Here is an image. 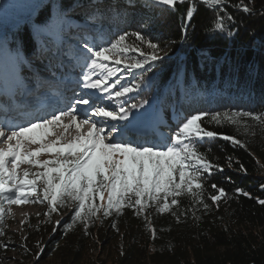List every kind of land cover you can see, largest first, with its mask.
Returning a JSON list of instances; mask_svg holds the SVG:
<instances>
[{"label":"trees","instance_id":"obj_1","mask_svg":"<svg viewBox=\"0 0 264 264\" xmlns=\"http://www.w3.org/2000/svg\"><path fill=\"white\" fill-rule=\"evenodd\" d=\"M75 1L0 0V9L24 19L15 25L0 23V77L1 65L6 60L5 44L34 71L61 73L60 65L42 51L33 23H42L49 31L57 33L64 22L63 15ZM93 1L85 0V5L75 15L79 21L94 22L90 18L94 9L89 7ZM105 1L102 7L95 9L100 14L95 27L99 45L107 46V42L128 33L127 44L135 46L139 41L131 34L140 32L161 49L159 55L164 58L153 63L151 71L137 69L127 81L120 80V84L140 85L122 100L129 99L130 104L138 105L147 100L143 110L152 109L157 121H163L159 129L165 135L170 137L183 118L200 112L264 113V0H244L251 12L234 7L240 0H228L218 9L204 5L202 0H184L175 8L155 0H128L131 7L114 8L113 0ZM189 8L193 9L191 18L187 16ZM226 16L232 19L226 20L225 30L219 32L215 21ZM142 47L147 53L151 52L146 44ZM127 55L143 59L138 52ZM110 66L116 68L117 73L109 83L128 74L124 71L119 74L116 66ZM83 71L79 70L78 75L82 77ZM25 73L28 80L37 76L31 69H26ZM119 88L117 85V90ZM126 104L123 105L126 107ZM245 121L249 126L247 131L243 125L209 122V117L202 122L207 130L234 136L245 145L241 147L217 137L211 141L206 138L199 146L200 152L224 169L222 173L214 171L205 177L207 210L182 197L180 207L174 206L176 215L158 213L153 208L137 216L134 209L124 208L107 217L101 212L87 221L73 222L71 217L77 202L68 200L65 206L57 205V211L46 215L50 205L44 201L41 220L35 227H29L25 244H30L34 229L41 226L43 220L51 229L53 220L59 214H66L56 235L43 247L41 256L45 261H54V264H264V205L258 203L264 199V128L249 118ZM53 158L55 155L43 160ZM40 171L43 169L33 166V173ZM33 173L30 179L34 178ZM212 184L226 192V198L218 204L208 199L216 194ZM43 188V182L38 180L37 193L41 199ZM238 188L249 196L238 193ZM107 196L105 191L104 204ZM95 202L101 203L99 198ZM0 203L2 207L8 204L7 201ZM0 228L3 229L0 264H9L20 240L9 230L5 220ZM152 229H155V238ZM96 247L100 248L97 254L94 253ZM38 250L34 247L36 254Z\"/></svg>","mask_w":264,"mask_h":264},{"label":"snow or ice","instance_id":"obj_2","mask_svg":"<svg viewBox=\"0 0 264 264\" xmlns=\"http://www.w3.org/2000/svg\"><path fill=\"white\" fill-rule=\"evenodd\" d=\"M155 2L175 8L184 0ZM227 2L228 0H202L204 5L213 9H218ZM234 7L244 12L252 11L244 0H240ZM192 15L193 9L189 8L187 16L191 18ZM231 19V16L218 18L215 21V29L223 32L226 20ZM131 35L139 41L138 45L127 44L128 33L107 42V46L85 44V62L81 65L85 69L82 75L84 89L105 93L109 100H122L129 93L139 89V84L131 87L121 85L120 80L123 77L109 83L117 73V69L110 65L123 63L126 69H143L147 72L151 71L153 63L163 60L164 57L159 55V45L148 40L140 32ZM145 44L151 50L150 53L143 49L142 45ZM129 52H138L143 59L129 57ZM77 83L79 84V81ZM117 85H120L118 90ZM102 99L100 96L93 99L92 96L85 98L82 95L74 101L69 99L64 108L43 115L35 114L25 125L0 127V143L7 144L6 148H0V201H7L10 205L48 201L50 211L46 215H50L58 210L57 205L63 207L71 200L77 202V208L71 217L73 222L87 221L101 212L107 217L114 211L120 213L124 208L134 209L137 216L153 208L158 213L176 215L174 206L176 209L180 207L182 197L189 198L193 204L203 205L207 210L209 204L205 202V177L212 175L214 171L222 173L224 169L218 163L210 161L206 153L200 152L199 146L206 138L211 141L217 137L241 147L245 145L234 136L207 130L202 126L204 118L209 117V122L216 124L227 123L237 127L243 125L246 131L249 126L245 118H249L264 128V113L200 112L183 118L170 137L159 133L154 141L138 143L133 139V135L141 134L137 122L142 117L133 113V110L142 108L148 101L145 100L139 105L133 103L125 108L123 104L126 100H122L117 110H111L103 105ZM81 105L85 106L82 110L79 107ZM67 117H70V122L62 123L63 118ZM144 117L151 119L147 114H144ZM109 121L127 123L118 128ZM88 124L91 126L86 135H78L67 144L57 147L59 138L51 143H44L55 126L63 127L65 132L70 127H75L80 132L82 126ZM160 124H163V121H157L156 128L152 129L153 133H156ZM25 142L39 144L40 147L28 150L25 148ZM44 152L55 154V158L43 161L37 159ZM23 163L43 171L33 173V179H29L30 173L27 171L21 177L17 170ZM38 180L44 184L42 199L37 193ZM211 187L215 189L216 194L210 195L208 199L214 204L226 198L223 188L216 184ZM25 189L29 191L26 192ZM105 191L108 193L106 204L103 203ZM236 191L249 196L248 192L239 188ZM29 197L36 199L30 200ZM97 198L101 203L95 202ZM258 203L264 205V199L258 200ZM4 216L5 209L0 206V225L3 224ZM145 219L148 220V217L145 216ZM61 223L57 221L56 227ZM2 234L3 229L0 228V235ZM155 234V229H152L153 238Z\"/></svg>","mask_w":264,"mask_h":264},{"label":"rangeland","instance_id":"obj_3","mask_svg":"<svg viewBox=\"0 0 264 264\" xmlns=\"http://www.w3.org/2000/svg\"><path fill=\"white\" fill-rule=\"evenodd\" d=\"M107 1L105 0H94L93 3L89 7H93L90 13V18L93 23H89L87 21H79L75 15L79 13V11L85 5V0H76L75 4L69 8L68 12L63 15L64 22L60 25L59 30L57 33H53L49 31L48 28L43 25L42 23H33V30L38 35L40 40V47L43 48V52H46L50 55L61 68V73L56 76H63L64 78L61 80H57L52 76H39L35 77L34 80H28L26 77V69H32V67L28 64V62L22 59L15 50H13L8 44H5V55L6 60L1 65V74L2 80L4 81L3 84H0V92H7L8 96L12 91L20 90L21 93H24V88L30 93L33 94V97L36 98H43L44 100H48L51 96L55 95L53 92L54 90L62 88L66 84L72 85L71 88V97L75 95L74 90L77 88L78 83L80 82V78L78 76L79 70H84L81 65L84 64L83 53L87 50L85 48V44L87 43L89 46L93 44L99 45L98 38L96 37V21L100 17L99 12L95 11L98 10L99 7H102ZM109 2V1H108ZM114 8L118 5L121 7L127 8L131 7V3L127 1L113 0L111 3ZM144 8L143 5H141ZM24 19L18 15L9 14L6 11L0 9V23H13L18 24L23 22ZM8 37H5V41ZM41 48V49H42ZM116 66L120 71L119 74L127 72L128 74H124L123 81H127L132 74L137 69H126L124 64L115 65L114 63L111 64ZM33 70V69H32ZM76 73H74V72ZM83 71V72H84ZM67 75V76H66ZM82 78V77H81ZM80 79V80H79ZM95 79V77H94ZM1 81V82H3ZM29 83H27V82ZM12 82L13 87L12 89L9 88L10 83ZM83 82V80H82ZM53 86V87H52ZM49 88L48 93L41 94L43 90L42 88ZM55 87V88H54ZM24 90V91H23ZM79 94L81 95L82 91L86 94L83 95L85 98L88 96H92L95 99L97 96L102 98L105 97V93H101L98 91L84 89L81 88L79 90ZM6 97L7 95L0 94ZM60 95V94H59ZM32 96L29 97V94H26L28 99H31ZM24 98V96L22 97ZM35 99V98H34ZM36 100V99H35ZM34 101V100H33ZM100 101H97L99 103ZM103 105L109 109L117 110L120 102H116L115 99L109 100L107 96L102 99ZM44 104L45 102L40 101L36 104ZM126 107L128 108L130 104V100L128 99L126 102ZM30 104L34 106L31 102H27L26 106ZM50 106V105H49ZM48 106V107H49ZM43 107V105H41ZM16 110V109H15ZM133 113L138 116H141V120L137 122V127L141 130V134L133 135V139L136 140L138 143H144L145 141H154L156 136L159 133L165 134L159 127L156 129V133H153L152 129L156 128L157 125V118L154 116L153 111H149L145 113L142 108L134 109ZM144 114H147L151 117V119H147L144 117ZM130 120L132 117L130 116ZM111 124H116L118 128L124 126L127 122L123 121H109ZM83 129V128H82ZM78 132L75 127H70L67 132L64 131L63 127L56 128V126L52 129V133H50L44 140V143H51L54 140L59 138L60 143L57 147L67 144L72 141L78 135H86L87 130H82ZM40 147L39 144H29L25 142V148L28 150H34L35 148ZM55 154H49L47 152L41 153L37 159L43 160L47 157L53 156ZM10 167V165H9ZM27 171L30 174L33 173V166L27 163H23L19 166L17 172L22 177L23 173ZM30 179V178H29ZM27 189H25L26 191ZM27 192V191H26ZM32 199V197H29ZM44 203H25V204H7L4 205L3 208L5 209V216L4 220L5 223L9 225V230L13 231L15 236L19 238L20 242H18V248L11 253V260L9 264H54V261H45L43 260L41 254L43 253L44 245L54 236L56 235L57 230L54 231L56 227V222L61 221L66 214H59L52 222V228L49 229L47 227V223L43 220L42 225L39 226L37 229H34L35 235L31 237L30 244H25V238L27 233L30 232L29 227H35L37 222L41 220L40 215L43 211ZM1 206V203H0ZM34 247L39 248L38 254L34 252ZM100 248H95V254L99 252ZM110 264V263H107Z\"/></svg>","mask_w":264,"mask_h":264},{"label":"bare ground","instance_id":"obj_4","mask_svg":"<svg viewBox=\"0 0 264 264\" xmlns=\"http://www.w3.org/2000/svg\"><path fill=\"white\" fill-rule=\"evenodd\" d=\"M72 85L66 84L65 86H63L64 88H66L67 92H62V96L64 97V99L66 101H68L69 99H71V92H69L71 90ZM71 87V88H70ZM36 105V104H35ZM55 106V104H51L49 107L47 105H43V107H35V106H31L30 104H28V106H26V109L24 110L23 114L24 117H34L35 114H40L42 112H44L45 110H49L51 107ZM82 110V107H80ZM39 111V113H38ZM15 113V116H12V114ZM19 116V113L17 110L13 109L12 111H7V113H5L4 115L0 114V127L6 126L8 125L9 122H14V121H18L16 118ZM69 118V117H67ZM67 118H65L67 120ZM82 129V128H81ZM85 131V129H82ZM88 130L86 131L87 134ZM7 144L6 143H0V148H6Z\"/></svg>","mask_w":264,"mask_h":264},{"label":"water","instance_id":"obj_5","mask_svg":"<svg viewBox=\"0 0 264 264\" xmlns=\"http://www.w3.org/2000/svg\"><path fill=\"white\" fill-rule=\"evenodd\" d=\"M64 219H65V217L63 218V220H64ZM63 220H62V221H63ZM62 221H61V222H62Z\"/></svg>","mask_w":264,"mask_h":264}]
</instances>
